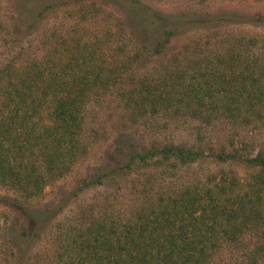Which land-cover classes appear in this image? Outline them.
I'll return each mask as SVG.
<instances>
[{
    "label": "trees",
    "instance_id": "trees-1",
    "mask_svg": "<svg viewBox=\"0 0 264 264\" xmlns=\"http://www.w3.org/2000/svg\"><path fill=\"white\" fill-rule=\"evenodd\" d=\"M86 1L80 5L99 8L98 2H107L140 11L144 22L162 19L159 13L148 14L145 2L163 0ZM192 1L203 5L213 0ZM46 8L49 5L42 13ZM186 15L166 28L165 43L186 27H264L260 12ZM75 31L69 41L59 38L42 57L0 70V189L5 191L0 201L22 221L18 235L23 243L40 237L68 201L109 182L118 185V178L124 177L136 190L130 206L123 213L110 207L79 212L80 218L63 230L64 251L51 264H215L224 246L243 256V264L264 261V151L249 156L244 141L207 153L174 140L137 145L122 135L111 152L112 164L78 180L55 205L41 210L28 205L87 153L86 108L102 95L116 93L134 126L145 116H160L157 121L162 122L181 115L212 121L224 112L237 127H264V52L258 61L252 58L261 43L257 35L224 36L223 48L203 61L197 59L201 46L196 42L199 50L189 53L185 64L174 56L158 76L149 78L131 73L137 53L131 57L124 46H107L113 30L104 36L94 33L90 39L85 28L77 26ZM162 45L156 48L160 54L165 52ZM156 123L154 127H164ZM149 124L154 128V121ZM197 139L203 141L202 136ZM205 156L218 163H243L253 172L243 180L221 169L207 182H181L179 170Z\"/></svg>",
    "mask_w": 264,
    "mask_h": 264
},
{
    "label": "rangeland",
    "instance_id": "rangeland-1",
    "mask_svg": "<svg viewBox=\"0 0 264 264\" xmlns=\"http://www.w3.org/2000/svg\"><path fill=\"white\" fill-rule=\"evenodd\" d=\"M80 2L87 1L0 0V70L11 64L19 65L42 57L47 50L53 48L54 42L59 38L65 36L68 40L70 38L68 36H73L77 26L88 31L87 39H90L94 33L104 36L106 30H113L114 36L109 38L107 46H112L113 49L124 46L131 57L138 54V59L133 61L131 71L135 77L146 75L155 78L159 75L161 67L173 61L174 56L183 58L184 60H181L185 64V59L190 57L189 53L199 50V46H195L196 42L201 46L199 56L196 55L197 59L199 57L203 61L205 55L212 59L211 52L223 48L224 36L227 38L232 35L235 38L241 34L242 37L249 38L257 35L261 43L253 51L254 53L252 52V58L259 57V59L254 58L258 61L260 54L264 52V27L251 25L218 24L214 30L186 27L178 31L169 43L164 42L166 28L176 25L177 20L179 22L184 14L188 16L192 12L210 11L230 13L234 10L264 14V3L213 0L203 5H195L192 0L147 1L145 3L146 8H149L146 9L148 14L159 13L162 19L151 22L149 18L144 22L138 10L114 6L107 2H98L99 8H93L89 4H86L88 7L81 6ZM46 5H49V8L42 13L41 10ZM211 26L213 25H209ZM160 42L163 44L162 47L165 46L164 54L156 51ZM223 113L218 114L219 119L212 117V121L198 116L181 115L177 119L162 122V120L157 121L160 116H145L139 118V124L134 126L123 113L121 100L116 93L102 95L89 102L86 108V126L83 132L87 153L82 155L64 178L56 180L50 186L47 185L41 196L31 200L28 205L36 210L55 205L60 196L68 194L74 188L78 180L112 164L115 158L112 157L111 152L116 139L122 135L128 136L137 145L147 144L150 140H174L194 148L199 146L207 153L219 150L222 145L227 148L231 141L238 145L241 141L248 143L249 146L245 151L249 156L255 155L259 150L264 151V127L261 129L242 125L237 127L234 121L226 119ZM153 121V127L156 122V125H164V127L150 128L149 123ZM198 136L203 137L201 143L197 139ZM221 169L228 177L236 176L243 180L249 179L251 171L253 172V169L243 163L236 161L218 163L205 156L201 161L179 170L182 179L180 181L207 182L208 177L215 175ZM118 180L120 181L118 185L109 182L86 191L73 201H68V207L61 216L46 224L40 237H34V240L26 244L21 240L23 237L20 238L18 235L22 221H17L12 210L0 201V264H26L24 260L28 256L29 264H51L58 260L59 253L64 251V229L69 222L74 221V218H80L79 212L98 211L110 207L123 213L130 206L136 194L134 183L124 177H119ZM4 193L5 191L0 189V196ZM254 241L257 244L262 243L255 239ZM222 249V255H219L215 264H243L245 260L243 256L237 252L232 253L228 246ZM258 264H264V261L260 260Z\"/></svg>",
    "mask_w": 264,
    "mask_h": 264
}]
</instances>
